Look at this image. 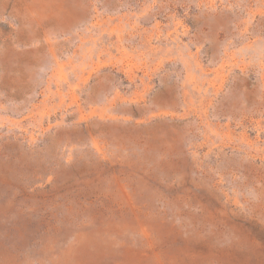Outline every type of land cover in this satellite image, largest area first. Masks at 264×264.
I'll return each instance as SVG.
<instances>
[{
  "label": "rangeland",
  "instance_id": "1",
  "mask_svg": "<svg viewBox=\"0 0 264 264\" xmlns=\"http://www.w3.org/2000/svg\"><path fill=\"white\" fill-rule=\"evenodd\" d=\"M0 264H264V0H0Z\"/></svg>",
  "mask_w": 264,
  "mask_h": 264
}]
</instances>
